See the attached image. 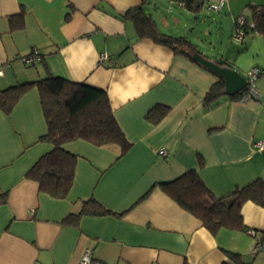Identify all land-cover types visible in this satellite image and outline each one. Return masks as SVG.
<instances>
[{"label":"crops","instance_id":"1","mask_svg":"<svg viewBox=\"0 0 264 264\" xmlns=\"http://www.w3.org/2000/svg\"><path fill=\"white\" fill-rule=\"evenodd\" d=\"M173 1L197 17L207 3L195 14ZM142 2L0 0V64L5 70L0 88L52 73L104 89L131 144L122 154L118 144L67 143L79 155L75 181L67 198L56 199L26 177L52 149L40 140L47 123L38 88L26 92L10 115L0 109V195L7 192V202L0 203V264H80L87 248L107 264H232L223 249L264 264V247L253 253V235L227 228L211 233L160 185L196 169L223 197L264 180V150L255 147L257 140L264 141V74L256 82L258 98L223 94L207 107L205 96L219 78L187 55L138 37L124 14ZM250 3L264 0H226L225 16L221 9L200 26L210 38V50L199 39L179 36L188 37L204 57L226 60L246 76L264 65V35L233 39L235 19L250 15ZM19 14L24 27L11 31L10 18ZM166 26L159 28L166 33ZM33 48L42 57L34 64L23 62L21 57ZM156 105L169 109L152 123L146 115ZM162 147L164 155L158 153ZM89 197L113 214L83 215L78 225L62 222ZM242 215L249 229L264 231L263 206L248 200Z\"/></svg>","mask_w":264,"mask_h":264},{"label":"trees","instance_id":"2","mask_svg":"<svg viewBox=\"0 0 264 264\" xmlns=\"http://www.w3.org/2000/svg\"><path fill=\"white\" fill-rule=\"evenodd\" d=\"M177 1L197 14L205 0ZM146 3L147 0H143L141 5L130 8L124 14L126 19L133 22L137 36L152 39L193 59V54L199 52L197 45L186 36H175L163 32L153 15L145 9ZM248 8L250 15H246L248 23L244 27L245 34L257 32L264 35V4L250 3ZM23 27L22 14L10 18L11 31ZM35 49L42 57L38 48H33L27 55L33 54ZM217 62L232 67L226 60L218 59ZM32 87H37L39 90L47 123V132L40 137V140L50 142L52 149L34 163L27 171L26 177L37 181L41 192L56 199H65L73 187L79 159L78 154L66 148L67 143L82 139L96 146L118 144L122 154L129 150L131 144L115 117L106 90L55 76L52 73L35 80L22 81L6 88H0V109L10 115L21 97ZM247 90L246 87L244 91L232 98L241 99ZM223 94H225L224 82L219 79L207 92L204 102L207 107H210L219 101L218 99ZM168 109L167 106L156 105L148 111L146 118L152 123H157L168 113ZM160 185L165 193L197 217L211 233L216 234L221 228L247 232L255 238L253 253L263 249L264 231L249 229L242 215L243 205L248 200L264 207V180L262 178L237 188L223 197H217L210 190L196 169H190L177 178L162 182ZM6 202L7 192L0 195V203ZM106 214H113V212L103 207L94 197H89L81 201L79 211L68 213L62 222L78 225L83 215ZM251 230H254V233H251ZM223 250L231 259L232 264H251L243 259L240 252Z\"/></svg>","mask_w":264,"mask_h":264},{"label":"rangeland","instance_id":"3","mask_svg":"<svg viewBox=\"0 0 264 264\" xmlns=\"http://www.w3.org/2000/svg\"><path fill=\"white\" fill-rule=\"evenodd\" d=\"M150 2L152 4L149 3L147 5L150 7V9L147 8V10L155 14V18L157 19L160 26L167 25L166 27L169 29H164L167 31L166 33L176 36L185 34L194 41L199 39V44H201V47H205V50L211 49L210 38L205 34L202 35L200 32V26L205 25V22L208 25L210 20L212 21L213 18L218 17L219 12L211 11L209 9L208 3H205L202 13H199L197 17V15H187L185 12H183L184 8L178 5V2L176 1H173L172 3L171 0H150ZM155 4L159 6V8L155 7ZM169 8L172 11H170ZM226 12L225 5L224 9H222L220 13L221 15L225 16ZM176 19L179 20V24L175 23ZM207 40L208 42H206Z\"/></svg>","mask_w":264,"mask_h":264},{"label":"built area","instance_id":"4","mask_svg":"<svg viewBox=\"0 0 264 264\" xmlns=\"http://www.w3.org/2000/svg\"><path fill=\"white\" fill-rule=\"evenodd\" d=\"M205 2L208 3L209 9L214 12H218L223 8V5L225 4L226 0H205ZM248 23V18L246 15L241 14L236 17L235 19V25L233 29V39H235L237 42H243L246 34L244 32V27ZM253 25V24H252ZM102 58L108 57L107 53L101 54ZM41 57L38 55L37 49L34 50V53L31 55H24L21 57L22 61L27 64H34L36 60H39ZM5 70L4 65L0 64V76H4ZM264 74V65L263 66H255L252 69H250L246 75L248 85V90L246 93L242 96L241 99L248 100V99H256L259 97L258 90H257V79ZM255 147L258 150H264V141L257 140L255 142ZM160 155H164L166 153V148L162 147L159 149L158 152ZM251 233H254V230H251ZM255 249V247H254ZM80 264H107L105 262L99 261L93 257L92 251L90 248L85 249L83 252L80 261Z\"/></svg>","mask_w":264,"mask_h":264},{"label":"water","instance_id":"5","mask_svg":"<svg viewBox=\"0 0 264 264\" xmlns=\"http://www.w3.org/2000/svg\"><path fill=\"white\" fill-rule=\"evenodd\" d=\"M193 60L224 82V93L228 96H234L244 91L248 85L247 77L232 67L221 65L217 61L204 57L199 52L193 54Z\"/></svg>","mask_w":264,"mask_h":264}]
</instances>
